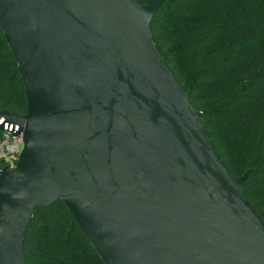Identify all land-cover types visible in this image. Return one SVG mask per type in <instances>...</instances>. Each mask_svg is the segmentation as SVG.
I'll list each match as a JSON object with an SVG mask.
<instances>
[{
    "label": "water",
    "instance_id": "obj_1",
    "mask_svg": "<svg viewBox=\"0 0 264 264\" xmlns=\"http://www.w3.org/2000/svg\"><path fill=\"white\" fill-rule=\"evenodd\" d=\"M167 0H0L26 112L0 173V264L61 200L105 264H264V223L207 138L150 23Z\"/></svg>",
    "mask_w": 264,
    "mask_h": 264
},
{
    "label": "trees",
    "instance_id": "obj_2",
    "mask_svg": "<svg viewBox=\"0 0 264 264\" xmlns=\"http://www.w3.org/2000/svg\"><path fill=\"white\" fill-rule=\"evenodd\" d=\"M150 30L207 138L232 175L246 174L242 194L264 223V0H167ZM26 107L0 28V111ZM23 253L24 264H105L61 200L34 209Z\"/></svg>",
    "mask_w": 264,
    "mask_h": 264
},
{
    "label": "built area",
    "instance_id": "obj_3",
    "mask_svg": "<svg viewBox=\"0 0 264 264\" xmlns=\"http://www.w3.org/2000/svg\"><path fill=\"white\" fill-rule=\"evenodd\" d=\"M1 119L0 122H2ZM12 129V126L5 125L3 131V137L0 140V173L3 168L13 169L19 158V154L23 147L21 136L11 134L8 130Z\"/></svg>",
    "mask_w": 264,
    "mask_h": 264
}]
</instances>
